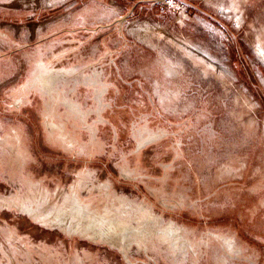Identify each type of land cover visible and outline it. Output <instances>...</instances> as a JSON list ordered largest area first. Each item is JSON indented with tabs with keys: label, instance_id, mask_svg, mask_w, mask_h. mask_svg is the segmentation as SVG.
<instances>
[{
	"label": "rangeland",
	"instance_id": "1",
	"mask_svg": "<svg viewBox=\"0 0 264 264\" xmlns=\"http://www.w3.org/2000/svg\"><path fill=\"white\" fill-rule=\"evenodd\" d=\"M0 264H264V0H0Z\"/></svg>",
	"mask_w": 264,
	"mask_h": 264
},
{
	"label": "bare ground",
	"instance_id": "2",
	"mask_svg": "<svg viewBox=\"0 0 264 264\" xmlns=\"http://www.w3.org/2000/svg\"><path fill=\"white\" fill-rule=\"evenodd\" d=\"M262 52V51H261ZM261 54V53H260Z\"/></svg>",
	"mask_w": 264,
	"mask_h": 264
}]
</instances>
